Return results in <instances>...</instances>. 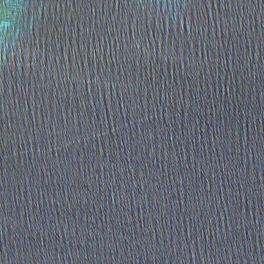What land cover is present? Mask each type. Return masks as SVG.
Returning <instances> with one entry per match:
<instances>
[{"label":"water","instance_id":"1","mask_svg":"<svg viewBox=\"0 0 264 264\" xmlns=\"http://www.w3.org/2000/svg\"><path fill=\"white\" fill-rule=\"evenodd\" d=\"M14 2L0 264H264V0Z\"/></svg>","mask_w":264,"mask_h":264},{"label":"clouds","instance_id":"2","mask_svg":"<svg viewBox=\"0 0 264 264\" xmlns=\"http://www.w3.org/2000/svg\"><path fill=\"white\" fill-rule=\"evenodd\" d=\"M0 5H4L3 19L0 21V30H3L5 33V39L0 41V43H3L7 48L16 39V22L24 9L21 4L14 2V0H0Z\"/></svg>","mask_w":264,"mask_h":264}]
</instances>
